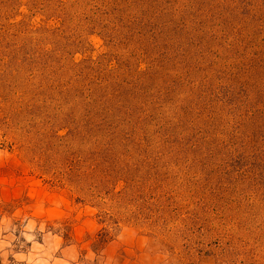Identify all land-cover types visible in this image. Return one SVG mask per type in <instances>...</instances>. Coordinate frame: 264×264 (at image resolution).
<instances>
[{
	"label": "rangeland",
	"instance_id": "374dc122",
	"mask_svg": "<svg viewBox=\"0 0 264 264\" xmlns=\"http://www.w3.org/2000/svg\"><path fill=\"white\" fill-rule=\"evenodd\" d=\"M0 264H264V0H0Z\"/></svg>",
	"mask_w": 264,
	"mask_h": 264
}]
</instances>
